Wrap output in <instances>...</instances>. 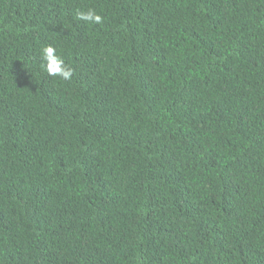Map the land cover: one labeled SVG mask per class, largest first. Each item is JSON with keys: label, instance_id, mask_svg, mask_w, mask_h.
Returning a JSON list of instances; mask_svg holds the SVG:
<instances>
[{"label": "trees", "instance_id": "trees-1", "mask_svg": "<svg viewBox=\"0 0 264 264\" xmlns=\"http://www.w3.org/2000/svg\"><path fill=\"white\" fill-rule=\"evenodd\" d=\"M0 264H264V0H0Z\"/></svg>", "mask_w": 264, "mask_h": 264}, {"label": "clouds", "instance_id": "clouds-1", "mask_svg": "<svg viewBox=\"0 0 264 264\" xmlns=\"http://www.w3.org/2000/svg\"><path fill=\"white\" fill-rule=\"evenodd\" d=\"M6 2H12V0H3ZM77 19L92 24H100L103 22V17L98 14L94 9L89 8L86 11H79L77 13ZM41 64L40 68L51 77H58L62 81H70L74 75L75 69L69 66L64 58L58 54V50L53 45L44 46L40 50ZM110 112L111 119L117 120L121 124V129L115 128V131H124L123 120L120 114L114 107L112 101L109 99L103 104Z\"/></svg>", "mask_w": 264, "mask_h": 264}]
</instances>
